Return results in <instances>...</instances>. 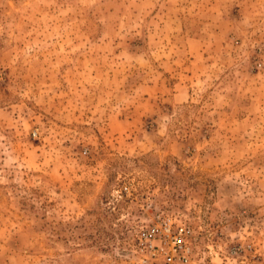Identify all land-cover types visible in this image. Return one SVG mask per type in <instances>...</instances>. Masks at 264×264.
Masks as SVG:
<instances>
[{
  "label": "rangeland",
  "instance_id": "374dc122",
  "mask_svg": "<svg viewBox=\"0 0 264 264\" xmlns=\"http://www.w3.org/2000/svg\"><path fill=\"white\" fill-rule=\"evenodd\" d=\"M181 229L187 264H264V0H0V264Z\"/></svg>",
  "mask_w": 264,
  "mask_h": 264
},
{
  "label": "built area",
  "instance_id": "2783aa9c",
  "mask_svg": "<svg viewBox=\"0 0 264 264\" xmlns=\"http://www.w3.org/2000/svg\"><path fill=\"white\" fill-rule=\"evenodd\" d=\"M185 236V229H181L175 236H170V242L166 241L159 250L163 261L158 259L155 264H187L192 250L187 244Z\"/></svg>",
  "mask_w": 264,
  "mask_h": 264
}]
</instances>
